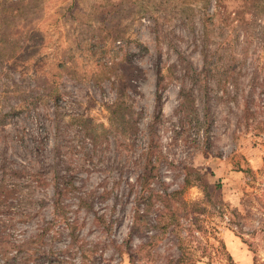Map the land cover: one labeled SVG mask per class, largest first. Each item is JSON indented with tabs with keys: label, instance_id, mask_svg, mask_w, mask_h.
I'll return each mask as SVG.
<instances>
[{
	"label": "rangeland",
	"instance_id": "obj_1",
	"mask_svg": "<svg viewBox=\"0 0 264 264\" xmlns=\"http://www.w3.org/2000/svg\"><path fill=\"white\" fill-rule=\"evenodd\" d=\"M138 257L264 264V0H0V264Z\"/></svg>",
	"mask_w": 264,
	"mask_h": 264
},
{
	"label": "trees",
	"instance_id": "obj_2",
	"mask_svg": "<svg viewBox=\"0 0 264 264\" xmlns=\"http://www.w3.org/2000/svg\"><path fill=\"white\" fill-rule=\"evenodd\" d=\"M229 1L234 2V3H245V2L251 3V0H229ZM218 2L224 3L225 0H218ZM237 12H240V10L238 9ZM182 92H183V90L179 91L180 94ZM183 96L185 97V94ZM158 100H159V97L156 95V102ZM184 176L185 177H183V182H184L183 185H187L188 184V180H187L186 176H188V173H185ZM65 183L66 182H64V183L62 182L60 188L56 191V196L57 197H59L62 193L63 194H67V192L70 191V189L66 186ZM181 189L182 188L173 189V190H170L168 192L163 191L162 193H159V194H156V192H155V197L157 196L161 200V207L163 209L166 208V210L168 211L167 213H164L168 217V220L163 222V225L165 227L169 223L173 224V225H175V224L177 225V222H178V219H177L176 215L174 214L175 212H173L171 210L172 204H174L175 206H181V207H184V208L188 207L187 210H193L196 207V204H197L196 202L197 201L188 202V201L184 200L181 197V191H182ZM145 196L147 197L146 200L149 199V197H150L148 195H145ZM54 202H55V204H57L58 203V199L56 198V200ZM58 215L61 216L62 220L64 221V223H65V225L67 227V229H68V232H67L68 241H69L70 245H73L74 242L76 241V237H77V233L75 232L77 218L76 217L69 218L68 216H66L65 212L64 213L61 212V214L58 213ZM38 236H39V234H38ZM144 245L145 244H141L140 247H143ZM69 264H73V263H69ZM79 264H82V262H80ZM132 264H148V263H147V261L145 259H143V257H138V259H136L135 262L133 261Z\"/></svg>",
	"mask_w": 264,
	"mask_h": 264
},
{
	"label": "crops",
	"instance_id": "obj_3",
	"mask_svg": "<svg viewBox=\"0 0 264 264\" xmlns=\"http://www.w3.org/2000/svg\"><path fill=\"white\" fill-rule=\"evenodd\" d=\"M226 247L230 251L233 250L238 257L242 255L241 253H239V246L235 240H232L231 238H229L228 242L226 241Z\"/></svg>",
	"mask_w": 264,
	"mask_h": 264
}]
</instances>
